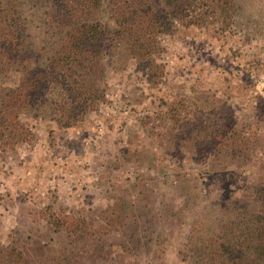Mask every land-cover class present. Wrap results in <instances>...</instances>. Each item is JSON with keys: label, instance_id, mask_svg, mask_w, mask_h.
<instances>
[{"label": "trees", "instance_id": "trees-1", "mask_svg": "<svg viewBox=\"0 0 264 264\" xmlns=\"http://www.w3.org/2000/svg\"><path fill=\"white\" fill-rule=\"evenodd\" d=\"M244 2L0 0L1 158L33 148L42 121L50 130L78 127L104 108L110 58L121 65L115 71L131 69L147 82H163L166 36L211 24L237 27ZM31 15L44 25L41 44L29 29ZM194 98H186L190 108L183 100L165 101L163 111L126 128L139 133L135 145L110 151L100 169L107 185L91 189L103 198L98 221L85 201L59 205L53 192L28 229L15 228L0 243V264H264L262 178L241 188L242 200L222 194L216 208L197 219L186 213L195 206L189 203V182L196 177L188 160L202 175L222 160L233 166L254 161L260 146L254 131L223 114L217 97ZM204 159L215 164L202 167ZM162 185H169L164 197ZM173 219L181 229L167 224Z\"/></svg>", "mask_w": 264, "mask_h": 264}, {"label": "rangeland", "instance_id": "rangeland-1", "mask_svg": "<svg viewBox=\"0 0 264 264\" xmlns=\"http://www.w3.org/2000/svg\"><path fill=\"white\" fill-rule=\"evenodd\" d=\"M243 8L237 27L226 29L211 24L166 36L161 57L165 64L163 82H147L141 73L131 69L115 71L121 65L110 58L107 80L110 102L104 108L90 113L78 127L50 130L49 124L42 121L37 127L38 143L33 148L18 149L2 158L0 153V243L15 228L28 229L31 215L50 202L53 192L59 205L73 207L84 205L85 201L98 221L97 216L104 208L103 198L97 191L92 195L91 189L98 183L101 188L107 185L106 174L100 172L102 164L110 151L125 152L128 145L134 146L139 133L127 134L126 128L146 115L154 117L156 112L163 111L165 101L183 100L181 103L190 108L186 98L195 97L194 101L214 95L217 104L224 107L226 117L236 125L249 127L260 138L257 159L240 166L222 160L215 170L203 169L199 175L193 169L198 167L196 161H187L192 167L188 166L189 173L194 172L196 177L189 182V203L194 201L195 206L186 210L190 215L194 213L192 219L215 209L214 204L222 194L242 200L244 185L264 180L260 169L259 174L257 171L264 161V0H245ZM103 14L106 15V9ZM29 29L36 43H43L45 28L35 15L30 16ZM42 111V116L48 119L50 105ZM199 163L202 167L215 164L207 159ZM168 186L161 187L163 197L164 187ZM167 224L181 229L177 219ZM164 264L172 263L166 259Z\"/></svg>", "mask_w": 264, "mask_h": 264}]
</instances>
